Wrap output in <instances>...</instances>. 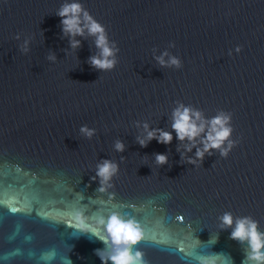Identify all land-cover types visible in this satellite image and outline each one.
Instances as JSON below:
<instances>
[{
	"label": "water",
	"instance_id": "water-1",
	"mask_svg": "<svg viewBox=\"0 0 264 264\" xmlns=\"http://www.w3.org/2000/svg\"><path fill=\"white\" fill-rule=\"evenodd\" d=\"M0 264H264V0H0Z\"/></svg>",
	"mask_w": 264,
	"mask_h": 264
}]
</instances>
